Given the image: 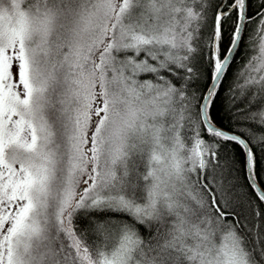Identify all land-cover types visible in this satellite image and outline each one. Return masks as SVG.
Returning <instances> with one entry per match:
<instances>
[{"label": "snow or ice", "instance_id": "snow-or-ice-1", "mask_svg": "<svg viewBox=\"0 0 264 264\" xmlns=\"http://www.w3.org/2000/svg\"><path fill=\"white\" fill-rule=\"evenodd\" d=\"M249 6L218 0L205 33L210 0H0V264H264V0ZM242 44L228 92L247 126L227 134L214 112ZM218 141L244 154L251 224L208 178Z\"/></svg>", "mask_w": 264, "mask_h": 264}, {"label": "trees", "instance_id": "trees-1", "mask_svg": "<svg viewBox=\"0 0 264 264\" xmlns=\"http://www.w3.org/2000/svg\"><path fill=\"white\" fill-rule=\"evenodd\" d=\"M218 0H210L209 20L208 25L204 29L205 33L210 31L211 18L213 9ZM257 5V0H250L249 14H254ZM231 23L225 25V31L227 34L231 33ZM255 28V22L248 26V32H252ZM227 39V36H226ZM251 51H246L244 45H241L239 52L236 55V59L233 61L232 68L229 70V74L224 78L220 88L219 97L215 107V119L216 126L228 133L239 134L241 130L246 127V121L243 119V113H237L236 108L241 106L242 102H236L235 105L230 103L229 100V88L233 83V78L236 74L237 68L242 66L251 55ZM194 67L197 72V77L192 83V90L197 95L202 93L209 84V68L203 59H198L194 62ZM256 107V106H254ZM254 132H264V129L252 125ZM204 138L212 143L215 138L208 136L206 133H202ZM219 143V161L221 168L213 172L209 169L208 178H213L217 183L222 179L226 183L232 186V199L235 210L241 214V216L247 218V223H253V217L251 215L252 209L259 205V201L256 199L253 190L248 186L249 177L246 179L245 157L241 152L239 146L231 142L218 141ZM251 147L256 155V173L259 179V185H264V146L253 143L250 141ZM248 176V174H247ZM251 205V207H250ZM262 211H264V205H260ZM261 224H264V218H261Z\"/></svg>", "mask_w": 264, "mask_h": 264}, {"label": "water", "instance_id": "water-1", "mask_svg": "<svg viewBox=\"0 0 264 264\" xmlns=\"http://www.w3.org/2000/svg\"><path fill=\"white\" fill-rule=\"evenodd\" d=\"M220 129V128H219ZM220 130H222V129H220ZM224 131V130H223ZM226 132V131H225ZM227 134H231V133H228V132H226ZM248 177H249V179L251 178V174L250 173H248ZM254 186H260L259 184H254Z\"/></svg>", "mask_w": 264, "mask_h": 264}]
</instances>
